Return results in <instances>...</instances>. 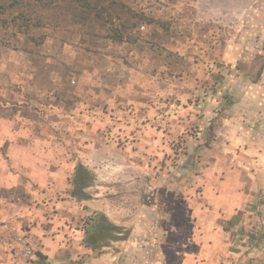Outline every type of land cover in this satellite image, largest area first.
<instances>
[{
  "label": "rangeland",
  "instance_id": "1",
  "mask_svg": "<svg viewBox=\"0 0 264 264\" xmlns=\"http://www.w3.org/2000/svg\"><path fill=\"white\" fill-rule=\"evenodd\" d=\"M120 1L169 31L143 25L138 41L117 44L66 24L29 21L28 33H19L0 16V173L28 181L0 188V254L7 264H36L44 246L49 264L83 263L86 251L77 245L83 235L56 236V228L79 229L92 212L123 227L126 247L142 258L153 249L142 264L155 262L156 244L147 237L165 236L163 222L179 223L186 234L188 196L200 186L207 194L204 183L216 177L211 166L203 185L191 184L179 170L203 156L201 149L188 151V143L208 138L199 135L211 104L204 98L218 97L213 108H226L232 81L264 76V0ZM209 155L210 162L217 158ZM77 162L95 177L91 199L80 203L65 200L62 183ZM162 193H170L171 205ZM63 235L71 246H54ZM25 238L30 244H22ZM120 249L110 244L88 258Z\"/></svg>",
  "mask_w": 264,
  "mask_h": 264
},
{
  "label": "crops",
  "instance_id": "2",
  "mask_svg": "<svg viewBox=\"0 0 264 264\" xmlns=\"http://www.w3.org/2000/svg\"><path fill=\"white\" fill-rule=\"evenodd\" d=\"M12 83L22 84L21 81ZM231 84V90H235L234 98L226 108H213L212 103L220 101L218 97L208 95L204 98V102L211 104L208 111H203L207 122L200 128L199 135L205 134L208 138L191 137L188 143V151L198 148L203 156L186 164L185 173L179 169L191 184L199 181L203 185L204 175L211 166L217 168L213 172L210 170L216 177L214 181L204 183L208 186L207 194H203L205 188L200 185V190L191 189L192 197L188 196L190 202L186 208L189 222L184 224L186 234H181L179 223L163 222L161 228L166 231L165 236L159 239L147 237L156 244L155 262L148 260L144 264H264V76L256 82L232 81ZM213 151L219 161L217 158H211V162L207 160ZM21 176L0 173V188H16L19 182L27 184V177ZM195 192L201 194H198L201 200V203L197 202L198 206L191 203L196 198ZM177 193L179 197L180 191ZM10 205L6 203V206ZM2 206L1 203V209ZM109 221L115 224L114 220ZM0 226L5 227L2 223ZM155 226L151 229L158 225ZM66 230L68 228L56 229V236ZM46 236L42 238L43 243L48 239ZM64 237L58 243L57 239L50 241L62 246L66 240ZM129 242L130 239L126 238L111 243L114 248L120 244L121 249L113 253L106 251L100 258H86L82 264H142L141 259L144 261L153 252V249L147 250L142 258L145 254L126 247ZM77 245L82 247L79 243ZM41 249L46 254L45 246ZM1 256L0 264H7L8 261ZM54 262L59 263L58 260Z\"/></svg>",
  "mask_w": 264,
  "mask_h": 264
},
{
  "label": "trees",
  "instance_id": "3",
  "mask_svg": "<svg viewBox=\"0 0 264 264\" xmlns=\"http://www.w3.org/2000/svg\"><path fill=\"white\" fill-rule=\"evenodd\" d=\"M10 1L9 5L0 3V16H6L7 25H12L19 33H28L29 21L33 22L30 26L35 27H41L44 24L50 26L66 24L85 29L88 34L91 32L93 36L102 34L111 42L120 44L125 41H138L139 27L143 25L147 27L154 25L156 28L166 32L169 31L168 24L147 17L144 13L130 8L120 0ZM47 13L48 15L44 17V14ZM1 23L0 26L4 24ZM94 180L95 177L91 171L80 162H77L72 168V173L64 178L62 182L65 189L64 194L66 195L65 200L75 203L90 200L91 196L87 193V189L92 187ZM57 193L59 192L57 191ZM162 195L166 201L164 202L166 206L171 205L172 203L169 201L171 198L170 193H162ZM45 200L47 204L50 198H45L44 203ZM81 223L82 226L79 229L70 227V224H67V227L70 233L80 232L83 235V238L78 242L79 246H82L81 248L86 251L84 259L93 255L96 250L108 247L111 243L125 240L128 235L123 227L110 222L102 213L92 212ZM56 229L61 228L59 226ZM66 237L68 235H65ZM65 244L67 248L71 246L67 242ZM35 256L36 264H49L47 263L49 260L47 255L37 252Z\"/></svg>",
  "mask_w": 264,
  "mask_h": 264
},
{
  "label": "built area",
  "instance_id": "4",
  "mask_svg": "<svg viewBox=\"0 0 264 264\" xmlns=\"http://www.w3.org/2000/svg\"><path fill=\"white\" fill-rule=\"evenodd\" d=\"M25 242V243H24ZM22 244H30V239L29 238H25L23 241H22ZM26 255H32L31 254V250L28 248H26V250L24 251Z\"/></svg>",
  "mask_w": 264,
  "mask_h": 264
}]
</instances>
